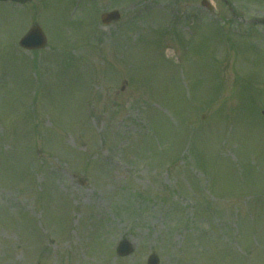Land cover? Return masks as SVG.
Returning a JSON list of instances; mask_svg holds the SVG:
<instances>
[{"label": "rangeland", "instance_id": "1", "mask_svg": "<svg viewBox=\"0 0 264 264\" xmlns=\"http://www.w3.org/2000/svg\"><path fill=\"white\" fill-rule=\"evenodd\" d=\"M200 1L0 2V264H264V26ZM32 20L49 48L14 68Z\"/></svg>", "mask_w": 264, "mask_h": 264}, {"label": "water", "instance_id": "2", "mask_svg": "<svg viewBox=\"0 0 264 264\" xmlns=\"http://www.w3.org/2000/svg\"><path fill=\"white\" fill-rule=\"evenodd\" d=\"M131 251H132V249H130L129 252H126V251H125V254H126V253H130ZM123 254H124V252H123ZM157 260H158L157 258H154V257H153V258L150 259L149 263H150V264H156V263H157Z\"/></svg>", "mask_w": 264, "mask_h": 264}]
</instances>
